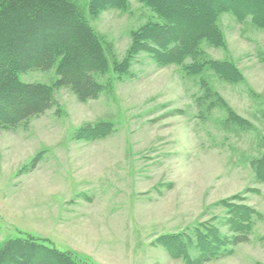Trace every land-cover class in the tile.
Masks as SVG:
<instances>
[{"label":"rangeland","instance_id":"1","mask_svg":"<svg viewBox=\"0 0 264 264\" xmlns=\"http://www.w3.org/2000/svg\"><path fill=\"white\" fill-rule=\"evenodd\" d=\"M73 1L88 18L86 0ZM220 18L227 51L205 47V53L232 60L241 84L229 85L208 71L190 77L179 67L159 69L145 54L120 78L109 61L108 72L95 78L103 90L83 103L54 85V69L18 75L21 83L48 87L54 105L0 131V245L31 236L85 264H184L153 240L198 223L218 224L224 212L214 204L242 194L261 220L248 243L206 264H264V185L250 166L263 151L257 143L258 133L264 136V30L249 21L238 24L229 14ZM88 20L117 61L132 31L162 23L137 0H128L126 11L107 10ZM201 78L255 131L225 126L218 103L204 96ZM102 122L112 124V135L74 140L77 129Z\"/></svg>","mask_w":264,"mask_h":264},{"label":"trees","instance_id":"2","mask_svg":"<svg viewBox=\"0 0 264 264\" xmlns=\"http://www.w3.org/2000/svg\"><path fill=\"white\" fill-rule=\"evenodd\" d=\"M137 1L162 23H147L132 31L125 55L117 61L88 19L94 20L107 10L126 11L128 0H86L88 18L73 0H0V131L17 128L54 105L48 87L18 80V75L25 72L54 69V85L68 89L81 103L96 99L103 90L95 78L108 72L109 61L111 72L120 78L128 74L140 54L148 55L159 69L179 67L190 77L208 71L229 85L243 83L242 73L232 60H212L204 48L227 51L219 24L224 14L238 24L249 21L257 30H264V1ZM200 80L204 96L218 103L225 126L243 133L255 131L203 78ZM210 108L208 104L206 109ZM259 119L264 124V111ZM113 132L110 123L86 125L75 131L74 140L93 142ZM258 135L257 146L263 151L250 161V166L256 182L264 185V136ZM241 195L214 204L224 212L218 224L213 220L198 223L189 231L159 235L152 245L160 246L171 260L184 264H206L230 257L236 247L248 243L253 227L261 220V214L246 205ZM221 228L226 230L225 235L220 233ZM192 251L195 257L190 258ZM75 255L46 246L31 236L11 238L0 245V264H85Z\"/></svg>","mask_w":264,"mask_h":264}]
</instances>
